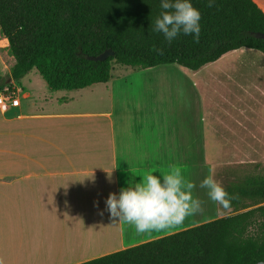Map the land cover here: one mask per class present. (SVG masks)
Listing matches in <instances>:
<instances>
[{"label":"crops","instance_id":"crops-1","mask_svg":"<svg viewBox=\"0 0 264 264\" xmlns=\"http://www.w3.org/2000/svg\"><path fill=\"white\" fill-rule=\"evenodd\" d=\"M253 1L264 12V0ZM239 51L198 71L122 65L108 83L52 92L35 70L13 80L15 59L0 34V86L12 84L20 99L0 107V264H81L217 219L200 171L226 154L233 119L201 118L215 105L200 101V89L243 112L248 97L263 102L264 59L236 60ZM234 123L246 130L244 120ZM171 165L196 185L201 213L141 234L105 210L110 193L148 173L162 180Z\"/></svg>","mask_w":264,"mask_h":264},{"label":"trees","instance_id":"trees-1","mask_svg":"<svg viewBox=\"0 0 264 264\" xmlns=\"http://www.w3.org/2000/svg\"><path fill=\"white\" fill-rule=\"evenodd\" d=\"M190 3L201 15L199 41L181 33L169 44L153 31L161 0H0V34L15 59L11 76L19 82L35 70L52 92L78 91L108 83L114 63L198 71L240 49L264 55V40L256 37L264 34V12L253 0ZM107 50L114 52L107 60L89 59ZM224 189L238 197L230 215L81 264L264 261V174H248Z\"/></svg>","mask_w":264,"mask_h":264},{"label":"clouds","instance_id":"clouds-1","mask_svg":"<svg viewBox=\"0 0 264 264\" xmlns=\"http://www.w3.org/2000/svg\"><path fill=\"white\" fill-rule=\"evenodd\" d=\"M207 6L213 7L214 0H208ZM160 8L153 22V31L162 33L169 44L181 33L199 41L201 15L190 0H161ZM160 177L162 180L148 173L139 183L121 188L118 195L110 193L105 210L112 218L133 225L141 234L177 227L189 216L203 211L202 201L192 195L196 185L185 178L181 167L171 165L169 171ZM200 187L207 189L209 199L220 206L218 214H223L221 209L229 211L231 200L238 199L235 195L230 196L211 172Z\"/></svg>","mask_w":264,"mask_h":264},{"label":"rangeland","instance_id":"rangeland-1","mask_svg":"<svg viewBox=\"0 0 264 264\" xmlns=\"http://www.w3.org/2000/svg\"><path fill=\"white\" fill-rule=\"evenodd\" d=\"M256 58L259 60L264 59L263 54H260L257 51L252 50H244L237 52L236 60H245L250 58ZM233 60V61H236ZM259 63H264V61L259 60ZM123 66L119 64H113V68L121 69ZM163 67H178L177 65H164ZM34 75L41 79L39 74L34 71ZM32 76L30 79H33ZM247 82V81H246ZM27 83V82H26ZM232 90H236L233 84H230ZM246 86H250V83L247 82ZM201 88V87H200ZM207 92V89L202 90L200 89V101L206 105L209 101L214 102L213 113L210 110L202 109L200 111L201 118H209L211 115L214 117H228L230 116L232 120V133L231 139L229 144V149L226 150V154L223 156H215L209 157L211 160L210 168L208 172H201L200 174L203 175V179L211 173L214 174V178L223 186V188L229 183L234 180H238L248 174H264V101H252L249 100L251 98L248 97L247 106L244 109L245 112L238 110V108L234 107H222L217 104L218 95L216 92ZM200 102V104H201ZM259 104H263L261 107ZM240 119L241 121H245L246 123V130L243 131L242 127H239L237 124L234 123L235 119ZM240 129V131H239ZM202 181H200L201 183ZM204 189V188H200ZM207 193V189H204ZM208 195V194H207ZM208 200L210 201L209 197ZM220 206L215 204V212L213 216L214 218H219L222 216H228L231 214V211L224 212L221 209L223 214L217 213V208Z\"/></svg>","mask_w":264,"mask_h":264},{"label":"built area","instance_id":"built-area-1","mask_svg":"<svg viewBox=\"0 0 264 264\" xmlns=\"http://www.w3.org/2000/svg\"><path fill=\"white\" fill-rule=\"evenodd\" d=\"M20 99L17 95V91L11 90L10 88H5L3 92L0 93V107H17L19 106Z\"/></svg>","mask_w":264,"mask_h":264},{"label":"water","instance_id":"water-1","mask_svg":"<svg viewBox=\"0 0 264 264\" xmlns=\"http://www.w3.org/2000/svg\"><path fill=\"white\" fill-rule=\"evenodd\" d=\"M256 37L261 38L264 40V34H257ZM114 52L112 50H107L104 53H102L101 55L97 56V57H89L90 60H94V61H105L107 60L110 56H113ZM256 264H264V261L262 262H258Z\"/></svg>","mask_w":264,"mask_h":264}]
</instances>
